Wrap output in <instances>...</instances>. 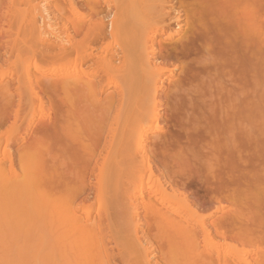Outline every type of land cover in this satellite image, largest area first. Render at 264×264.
<instances>
[{
	"label": "bare ground",
	"instance_id": "1",
	"mask_svg": "<svg viewBox=\"0 0 264 264\" xmlns=\"http://www.w3.org/2000/svg\"><path fill=\"white\" fill-rule=\"evenodd\" d=\"M25 2L0 0V61L33 50L21 59L23 70L38 69L40 60L51 67L15 87L0 74V235L13 234L0 237V259L29 264L32 251L31 264H251L246 254L226 257L222 249L229 238L257 237L262 245L249 241L250 247L264 246V182L255 183L264 177V168L258 170L264 167V0ZM184 107L192 110L191 138L195 130L205 133L198 141L208 137L199 147L187 139L188 147L196 143L204 151L201 164L192 156L207 172L205 182L222 164L227 193L232 190L227 197L245 191L251 203L257 197L255 212L262 216L252 215L259 220L254 224L243 222L251 219L244 210L246 218L234 209L226 216L225 205L218 206L223 216L213 226L223 244L213 239L212 212L200 214L187 194L188 169L173 166L180 175L170 174L178 177L166 185L153 178L152 158L173 154L171 146L154 149L160 122L182 109L186 116ZM164 134L162 144L170 135ZM181 147L172 159L192 167V156L183 153L188 147ZM250 206L245 211L253 213ZM22 222V234L37 231L32 241L21 235ZM241 223L251 227L238 230ZM21 238L31 243L22 245ZM255 260L264 264V257Z\"/></svg>",
	"mask_w": 264,
	"mask_h": 264
},
{
	"label": "rangeland",
	"instance_id": "2",
	"mask_svg": "<svg viewBox=\"0 0 264 264\" xmlns=\"http://www.w3.org/2000/svg\"><path fill=\"white\" fill-rule=\"evenodd\" d=\"M25 1L27 2V1H30V0H25ZM48 1L52 3V2L55 1V0H48ZM26 2H25V3H26ZM28 7H29V4L26 5V6H23L21 9L25 10V9L28 8ZM27 51H28V50H27ZM27 51H26V50L23 51L24 53H25V52H26V53H25V54H22V55L20 54L21 52H18V53H19V54H18V55H19L18 57H17V55H16L17 52H15V55H16V56L13 55L14 57L12 56V57H11L12 59L10 58L9 61L7 60L8 62H6V61H2V62H1V61H0V74H2V72H3V73L6 75V76H4L5 78H3V82H4V84H6L7 82H8V83H9V82L13 83V81H14L15 84H12V87H13L14 85L17 86V85H18V82H16V80H17V81H18V79L23 80V79L27 78L28 75H29V76H33V75L38 76V75H40V72H41V74H42V73L44 72L43 70H46V68L48 69V68L51 67L50 63H48V64H47V63L44 64L45 62L43 61V62H44V63H43L42 60H40L39 63H38V66H39L38 69H33V70L31 69V70H27V71H26V70H23V69H24V66H23V68H22L21 65H22V63H23V65H24V62H22L21 59L24 60V59L26 58L25 60H27L29 57H31V55L33 56V52H32L33 50H29L28 52H27ZM34 53H35V52H34ZM0 54H1V52H0ZM26 54H28V55H26ZM29 54H30V55H29ZM35 54H36V53H35ZM1 55H2V54H1ZM20 56H22V58H20ZM1 60H3V58H1ZM4 60H5V59H4ZM25 60H24V61H25ZM4 62H5V63H4ZM21 62H22V63H21ZM40 62H41V63H40ZM44 67H45V68H44ZM42 68H43V69H42ZM38 72H39V73H38ZM180 73H181L180 71L175 72L171 79L176 80V79H177V76L180 75ZM4 74H2V75H4ZM4 79H5V80H4ZM15 86H14V87H15ZM24 90H25V89H22V91L20 92V93H21L20 95L23 96V97L26 96L25 94L27 93V91L24 92ZM110 91H113V90H110ZM110 91H109V92H110ZM15 93H17V92H15ZM23 93H24V95H23ZM13 95H14V92H13ZM13 95H12V96H13ZM15 95H16V94H15ZM15 95H14V96H15ZM16 96H18V94H17ZM16 96L14 97V99L16 98L15 100H17V97H16ZM44 101H45V111H46V113H48V111L50 110V108H49V107H50V104H48L49 102H46V101H49V100L46 98ZM164 106H167V104H164ZM186 108H187V109H186ZM188 109H190V108H189V107H184L185 112H186V113L189 112V114L192 116V110H188ZM165 110H166V112H170V111H167L166 108H165ZM165 110H164L163 112H165ZM187 110H188V111H187ZM190 111H191V113H190ZM166 112H165V113H166ZM182 112H183V113H182ZM180 113H182L183 115H181V114H178V115H177V114H174V113H171V112H170V113H166L165 115H166L167 117L165 118V116H164V117L162 118L161 122H160V123H161L160 125H161V127H162L161 132H156V134H155V137H154L155 139L153 140V141H154L153 143H155V144H153L154 149H155V150L158 149L157 151H159L160 145H162L161 148L164 147L163 150H165V151L167 152V150L170 149L169 147L171 146V149H173V151H172L173 154H171V152L168 150V151H169V154H168V152H167L165 155H164V154H163V155L160 154V156H159V154H158V155L155 156V158H154V157L152 158V163H154L155 165H157V166H155V167L153 166V168H154V169H153V174H154V175H153V178H154V179H157V180H159V181H161L162 184H165V185H166V182L168 183V182L170 181L169 179H171V180L173 179V180H174V178L176 179V178L180 175V174L178 175V173H175V172H176V169H174V168H176L178 165H179V166H178L179 168L177 167V170L180 171V173H181V168H180V167H183V168L188 169V171L185 170V169H184V170L187 171V172L190 171L188 174H192V176L190 175V176H191V180H189L190 182H187V183H190V184H189V185H190L189 189L186 190V191L188 192L187 194H188L189 197L192 196V197H191V200H193V202H194V204H195V205H194V204H193V205H194V206H197L196 208L198 209V211H200V214L203 215V213H204V215H205V213L210 214L209 212H212V213H211V219H212V220H210V221H211V231L213 230V232H214V234H215V236H214V234H213L212 236H213V239L216 240V242H218V241L220 240V241L218 242V243L220 244V242H221L223 239L220 238V237H219L220 239L218 238V236H217V232H216V229H215V227L213 226V225H214V224H213L214 221L217 220V218L219 217V215H220V217L223 216V215L225 214V212H226V214H225L226 216L230 215L231 213H233V212H231V211L234 209V210H237V211H239V210H240V211H241V210H244V213H247V219H248V218H251L250 221H248V222H247V221H243L246 225H249L250 222H251V224H254V223L256 222L255 219H257V218L254 219V218L252 217V215H253V216L255 215V216L257 217V214L259 213V212H258V213L256 214L255 211H257V209L254 207V206L256 205V204H255V201H256L255 199L257 198L256 195L258 194V192L255 191V192H256V195L253 193L254 196H255L256 198L253 197L252 195H251V196H252L253 198H251V196L248 194V195L250 196L249 198H250L251 200H253V199L255 198V199H254V203H251L252 201L250 202V200L248 199L247 191H245L246 193L243 192L244 195H243V193H238V192H235V195H234V193H232V195H234V196L240 194V195H239L240 197L238 196L239 198H237V196L234 197V198H232V195H231V198L227 197L226 194L230 196V194H231L230 192H231L232 190L230 191V189H229V191H228L229 194L227 193V190H226V189H227V187H226V185H227V183H226V179L228 178V176H227L226 179H225L224 177H226V175H228V174H227V173H226V174L223 173V172H224V170H223V166H224V165H222V164H221V167H222V168H220V170H222V172H221L220 170L218 171V169H215V167H214V169L217 170V171H214V173H213V170H211V171H212V172H211V176L208 175L210 178L207 176L208 179H207V177H206L205 179H207V182H205L204 177L207 175V172L202 174V171H203L204 168H203L201 165H199L200 167H197L198 164H201V160H200L199 158H200V157L202 158V156H201V155L199 156L198 153L202 151L201 153L204 154V151H203V150L200 151V149L196 148V143H198V144H197V145H198L197 147H199V145L201 144V143L199 144V142L204 141L203 139H206V138H208V137H206V138L204 137L202 140L198 141L199 138L201 139V137H203V135H204L205 133H204L203 135H199V134H202L204 131H203V132H200V133L198 134V132L195 130L196 134H195V132H194V134L197 136V138H196V137L194 138L195 135L193 134L194 136L192 137V138H193V139H192V138H191L192 135H189V133H190V132L193 133V132L190 131V130H191V129L193 130V129H194V126H191L192 123H191V125H189V124H190L189 122H191V121H190L191 118H189L188 116H190V115H188V113H187V114L185 113L186 116H184V111H183V109L180 111ZM167 114H168V115H167ZM171 114L174 115V116H172ZM179 115H181V116H183V117H187V118H183V117H182L183 120H181V119H180L181 116H180V118H179V119L181 120V121H180L179 119H177ZM168 116L171 117L170 120H168ZM191 116H190V117H191ZM172 118H174V119L176 118V119H175L176 123L179 121L177 125H176V123L173 121L174 119H172ZM185 119H186L187 122L185 121ZM210 119H211V116H210ZM188 120H189V121H188ZM166 121H167V122H166ZM182 121H185V122H183V123H184L183 125H182V123H181ZM172 122H173V123H172ZM170 123H171V124H170ZM186 123H188V125H189L191 128L189 127V129H188V125H186ZM175 125H176V126H175ZM184 125H185V126H184ZM179 126H180V127H179ZM182 126H183V127H182ZM186 127H187V128H186ZM192 127H193V128H192ZM178 128H179L180 130H179ZM185 129H188V131L185 130ZM162 131H163L165 134L162 133ZM186 131H187V132H186ZM201 131H202V130H201ZM180 132H181V133H180ZM161 133H162V134H161ZM166 133H167V134H166ZM179 133H180V134H179ZM187 133H188V135H186ZM191 133H190V134H191ZM163 134H164L167 138H168V134L171 135V136L169 135V138L167 139V140H168L167 143L164 142L165 145L162 144V142L160 141V138H161L160 135L163 136ZM176 135H177V137H176ZM185 135H186V136H185ZM198 135L201 136V137H198ZM204 136H205V135H204ZM206 136H207V135H206ZM172 137L175 138V139H173ZM183 137H184V138L186 137V139H184ZM170 138H172L174 141L177 140V142H176V146H174V145H175V142L173 143V140L170 139ZM161 139H162V138H161ZM182 139H183V140H182ZM187 139H188V141H189V140H192V141H193L194 139H195L194 142L197 141V142L195 143V147L193 146L194 144H192V146L194 147V149H193V147H191L192 149H191L190 147H188ZM263 139H264V138H263ZM178 140H180V141H178ZM185 140H186V141H185ZM207 140H208V139H207ZM157 141H160V142H157ZM169 141H170V144H169ZM192 141H191V142H192ZM263 141H264V140H263ZM180 142H182V143H180ZM191 142L189 141V144H191ZM160 143H161V144H160ZM171 143H172L173 145H171ZM192 143H193V142H192ZM202 143H203V142H202ZM166 144H169V145H166ZM177 144H178L179 146H182V147H184V145L187 146V147H188L187 151H188V150H189V151L192 150V151H191L190 153H189V151H188V152H187V151L184 152L183 150H186V147H185V149L181 147L180 149H182L181 151H183L184 155H187V157H188V154L191 155V156H192V155H198L196 158H197V160L199 159L198 161H200V162L197 161L198 164H196V163H195V162H196V160H195L196 158L193 159L194 156H192V158H191V156H189V157L191 158V159H190V162H189V166H192V167H188V166L185 165V164H186L185 161H187V160H186V157L183 158V159L185 160V161H184V162H185L184 165H183V166H180V165L182 164L181 161H180V163H181V164H180V163H179V159H178V161H177V159H176V160H173V159H175V158L172 157V156H174V152L176 151L175 149H177V147H178ZM180 144H182V145H180ZM163 145H164V146H163ZM201 145H202V144H201ZM166 146H167V147H166ZM189 146H190V145H189ZM156 147H157V149H156ZM165 147L168 148V149H165ZM175 147H176V148H175ZM200 147H201V146H200ZM174 148H175V149H174ZM189 148H190V149H189ZM195 149H197V151H195ZM201 149H203V147H201ZM193 150H194L197 154H195V152H194ZM198 150H199V151H198ZM246 150H248V149H246ZM178 151H180L179 148L177 149V152H178ZM177 152H176L175 155H179L180 152H179L178 154H177ZM186 152H187V153H186ZM192 152H193V153H192ZM201 153H200V154H201ZM170 154H171V156H170ZM203 154H202V155H203ZM166 155H168L167 157L170 156L171 158L169 159V158L165 157ZM198 157H199V158H198ZM172 158H173V159H172ZM153 159H154L155 161H154ZM171 159L173 160V164H172V162H171V161H172ZM164 160H165V161H164ZM170 160H171V161H170ZM191 160H194V161H191ZM176 161H177V162H176ZM188 161H189V158H188ZM182 162H183V161H182ZM193 162H194V164L192 165ZM164 163H165V164L167 163V164H166L167 166H166ZM174 163H177L176 166L174 165ZM178 163H179V164H178ZM154 164H153V165H154ZM168 164H171L173 170L171 169V166H170V165H169L170 167L168 166ZM187 165H188V164H187ZM211 165H212V163H211ZM213 165H214V164H213ZM259 165H260V164H259ZM165 166L167 167V171H168V172L165 170V169H166ZM173 166H174V168H173ZM195 167H196V168H195ZM211 167H212V166H211ZM224 167H225V166H224ZM260 167H261V166H259V167L257 166L256 169H258V168H260ZM168 168H169V169H168ZM194 168H195V169H194ZM199 168H200V169L202 168V169L200 170ZM239 168H241V166H240ZM239 168H237V169L239 170ZM262 168H264V167L262 166L261 169H258V170H262ZM15 169H16V171H18V172L21 170V168H20L19 166H16ZM179 169H180V170H179ZM161 170H162V172H161ZM170 170H171V171H170ZM199 170H200V171H199ZM240 170H241V169H240ZM240 170H239V171H240ZM242 170H243V168H242ZM258 170H257L256 172L260 173ZM173 171H174V172H173ZM191 171H192L193 173H192ZM196 171H197V172L199 171L198 174H199L200 176L197 174ZM182 172H183V171H182ZM195 172H196V174H194ZM204 172H205V171H204ZM215 172H216L217 174H216ZM220 172H221L223 175H224V174H225V175L222 177V175H220ZM241 172H242V171H241ZM241 172H237V170H235V176H236V177H239V175L241 176ZM166 173H167V174H166ZM172 173H173V175H174V174H177L178 176L175 175L174 178H172L173 176L170 175V174H172ZM183 173L187 174L186 172H183ZM200 173H201L202 175H201ZM236 173L238 174V176H237ZM188 174H187V176H189ZM193 174H194L196 177H197V176H198V177L194 179L195 176H194ZM256 174H257V173H256ZM215 175H216L217 177H218V175H219L221 178H224V179H222V182H221V178L218 177V178H217L218 180H217L216 177H213V176H215ZM259 175H262V174L260 173V174H258V175H256V176H259ZM193 176H194V177H193ZM201 176H203V181H202V179H201V178H202ZM169 177H170V178H169ZM212 177H213V178H212ZM192 178H193V179H192ZM198 178H199L200 182H199V180H197ZM214 178H215L216 180H215ZM213 179H214V180H213ZM259 179H260V180H259ZM262 179H263V182H264V177H263V175H262V177H260V178L258 177V179L256 180V182H255V181H254V182L257 183L258 181H261ZM247 180H248V179H247ZM208 181L211 183V185H210V183H209ZM219 181H220V182H219ZM224 181H225V182H224ZM227 181H229V178H228ZM249 181H250V180H248V182H249ZM223 182L226 183V184L223 185ZM250 182H251V181H250ZM254 182H251V183H253V185H254V184H255ZM198 183H200V184H198ZM191 184H192V185H191ZM229 184H230V183H229ZM249 184H250V183H249ZM219 185H220V186H219ZM230 185H231V184H230ZM207 186H208V187H207ZM224 186H225V187H224ZM231 186H232V185H231ZM221 187H222V188H221ZM232 187H233V186H232ZM232 187H231V189H233ZM244 187H245V186H244ZM251 187H253L252 184H251ZM218 189H220V190H218ZM253 189H254V188H253ZM189 190H190V191H189ZM191 190H192V191H191ZM223 190H224V191H223ZM219 191H221V192H219ZM217 192H219V193H217ZM191 193H192V194H191ZM216 193H217V194H216ZM225 193H226V194H225ZM236 193H238V194H236ZM218 194H219V195H220V194H221V195H224V197H223V196L221 197V195L219 196ZM251 194H252V193H251ZM190 195H191V196H190ZM241 195H242V197H241ZM193 196H194V197H193ZM225 196H226V197H225ZM257 196H258V195H257ZM213 197H214V198H213ZM218 197H220V199H221L222 202H221L220 200L217 201V198H218ZM211 198H212V199H211ZM215 198H216V199H215ZM225 198H226V199H225ZM236 198H237V199H236ZM218 199H219V198H218ZM224 199H225V200H224ZM228 199H229L230 202H228ZM230 199H233V200H230ZM234 199H235V200H234ZM238 199H239V200H238ZM240 199H241V201H240ZM243 199H244V201L246 200V201H245V202H246L245 205H244V203H243L244 201H242ZM205 200H206V201H205ZM210 200H211V201H210ZM237 200H238V201H237ZM202 201H203V202H202ZM216 201H217V202H216ZM223 201H224V202H223ZM234 201H236L237 206H236V203H235ZM239 201L241 202V205H240V202H239ZM248 201H249V203H250L251 206L249 205ZM193 202H192V203H193ZM201 202H202V203H201ZM205 202H207V203L209 204V206H210V205H211V206L209 207L208 204H207V207H206V203H205ZM209 202H210V203H209ZM212 202H213V203H212ZM215 202H216L217 204H216ZM219 202H221L222 204L219 203ZM225 202H226V203H225ZM228 203H229V204H228ZM234 203H235V204H234ZM252 204H253V208H252ZM254 204H255V205H254ZM219 205H222V206L225 205L224 207H221V208H223V209H221V210H224L223 213L221 212L223 215H222L218 210H216V209H218V206H219ZM227 205H228V206H227ZM242 205H243V206H242ZM202 206H203V207H202ZM216 206H217V207H216ZM226 206H227V207H226ZM233 206H234V207H233ZM249 206L252 208L251 211L254 209V210H253V213H251V212L249 213L248 211H245V209H247ZM30 207H31V205H30ZM32 207H33V206H32ZM225 207H226V208H225ZM229 207H230V208H229ZM239 207H240V208L243 207V209H242V208L240 209ZM206 208H207V209H206ZM213 208H214V209H213ZM224 208H225L226 210H225ZM237 208H239V209H237ZM28 209H29V207H28ZM33 209L35 210L36 208H33ZM205 209H206V210H205ZM229 209H230V210H229ZM249 209H250V208H249ZM255 209H256V210H255ZM34 210H31V213H32ZM208 210H209V212H208ZM211 210H213V211H211ZM247 210H248V209H247ZM229 211H230L231 213H230ZM240 211H239V212H240ZM249 211H250V210H249ZM29 212H30V209H29ZM235 212H236V211H235ZM242 212H243V211H242ZM242 212H240V213H242ZM27 213H28V211H27L24 215L26 216ZM33 213H34V212H33ZM33 213H32V214H33ZM236 213H238V212H236ZM244 213H242V214H243L244 217L246 218V216H245ZM262 213H263V212H262ZM32 214H31V215H32ZM34 214H35V213H34ZM214 214H215V215H214ZM238 214H239V213H238ZM260 214H261V213H259L258 215H259L260 218H261L262 215H260ZM24 215H23V216H24ZM27 215H30V213H28ZM141 215H143V216H140V217H141V218H142V217L144 218V215H145V214L142 213ZM217 215H218V216H217ZM250 215H251V216H250ZM263 215H264V213H263ZM23 216H22V217H23ZM25 216H24V217H25ZM35 216H36V215H35ZM216 216H217V217H216ZM255 216H254V217H255ZM259 216H258V218H259ZM30 217H31V216H30ZM10 218H11V217H10ZM12 218H13V217H12ZM12 218H11V220H9V221H12ZM28 218H29V216H28ZM28 218H27V220H28ZM32 218H34V215H32L31 219L29 218V220H31V222L34 221V223H35V220H34V219L32 220ZM260 218H259V219H260ZM8 219H9V218H8ZM247 219H246V220H247ZM252 219H253V220H252ZM21 220H23V218H22ZM248 220H249V219H248ZM24 221H26V219H24L23 222H24ZM254 221H255V222H254ZM257 221H259V220L257 219ZM23 222H22V226H20L21 224L19 225V229L22 228L21 230H24V228H23L24 223H23ZM27 222H29V223H28V228H29V227H30V226H29L30 221H26L25 223H27ZM32 223H33V222H32ZM32 223H31V224H32ZM227 223H228V222H227ZM244 223H243V227H244V225H245ZM248 223H249V224H248ZM256 223H257V222H256ZM246 225H245V229L251 227V226L246 227ZM237 226H238V227L241 226V229L238 228ZM237 226H236V227H237L238 230H242V229H243V227H242V223H241V225H240V224H237ZM24 227L27 228V224L24 225ZM32 227H33V226H31V228H32ZM252 227H253V225H252ZM245 229H244L243 231H245ZM26 231H27V230H26ZM26 231H25V230H24V231H20V233H21V235H24L27 239H29V236L32 235L31 233H32L33 230H32V229H31L30 231L28 230V231H29V233H28L29 236H28V234L25 235V233L22 234L23 232H26ZM235 231H237V230H235ZM243 231H242V232H243ZM17 232H19V231H17ZM35 232H36V233H35ZM35 232L33 233V235H32L31 238H30L31 241H32V238L35 239L34 237H36L34 234H37V231L35 230ZM213 232H211V234H212ZM38 234H39V232H38ZM24 236L22 237L23 239H25ZM212 236H211V238H212ZM0 237H2V238H4V239H5V238H12V237H13V234H12V233H7V232H3V233L0 235ZM214 237H215L216 239H215ZM22 238H21V242H22V241H24V242H22L23 244H22V243H19V245H20V244H22V245L26 244L25 246H27L29 243H31V241H29V240L27 241V239H26V241H25V240H23ZM229 239H230V241H229ZM229 239H227V241H229L230 243H229V242H226L227 245H225V243H224V245H223V249L221 248L222 251H223V254H222L223 256H226V257H227V256H228V257H229V256H230V257H235V256H233V255H234L235 253H239V252H240V254H238V255L246 254V255H243V256H245L244 259L247 257V260L250 261V263H251V262L253 263L255 259L257 260L258 258L261 259V258L264 257L263 254H260V253H262V252H260V251L258 250V248H260V246L258 247V244H259V245H262V243L259 242V240L261 241V239H259V238L257 239V237H256L255 239H257V240H255V239H253V240H249V241H252L253 244H254V242L256 241V243H258V244H257V248H256V243H255L254 248L250 247V246L252 245V243H251V245H250V242L247 241V240H245L246 242H245V241H243V242L241 241V242H240V240L235 242L234 239H232V240H234V241H231V238H229ZM251 239H252V238H251ZM237 240H238V239H237ZM253 241H254V242H253ZM26 242H27L28 244H27ZM239 242H240V243H239ZM244 242H245V244H244ZM248 242H249V245H247ZM262 242H263V244H264V241H262ZM242 243H243V244H242ZM260 243H261V244H260ZM221 244H223V242H221ZM252 246H253V245H252ZM0 247H1V245H0ZM262 247H263V248H262ZM262 247H261V248H262L263 251H264V246H262ZM11 248H12L13 250H15V252H16V251L19 249L18 243H14V244H12V245H11ZM33 248H34V246L32 247V250H33ZM251 248H252V250H250ZM255 248H256V249H255ZM261 248H260V250H261ZM253 249H254V250H253ZM0 250H1V249H0ZM249 250L252 251L253 253H250V254H249V252H248ZM27 251H30V250H26V251H24V254H25V252H27ZM34 251H35V249H34ZM254 251H255V253H254ZM261 251H262V250H261ZM17 252H18V251H17ZM256 252H257V253H256ZM258 252H259V253H258ZM27 253H28L29 255H28V254H26V255H27L28 257L30 256V258L27 257L26 259H27L28 261H26V262H28L29 264H31L32 261H31V260L29 261V259H31V258L33 257V256H31V255H32V254H31L32 251H31V253H29V252H27ZM33 253H34V252H33ZM40 253L42 254V252H40ZM30 254H31V255H30ZM247 254H248V255H247ZM252 254H253V255H252ZM254 254H255V255H254ZM256 255H257V258H256ZM42 256H43V255H42ZM243 256H241V257H243ZM43 257H44V256H43ZM34 258H35V256H34ZM253 259H254V260H253ZM33 260H34V259H33ZM256 260H255V262H256ZM22 261H23V260H22ZM22 261H21V263H23ZM24 261H25V260H24ZM35 261H36V259L33 261V263H34V264H37ZM18 262H19L18 259H13V260H12V259H10V258H8V257H7V258L0 259V264H18ZM21 263H20V264H21ZM33 263H32V264H33ZM247 263H249V262H247ZM252 263H251V264H252ZM24 264H26V263L24 262Z\"/></svg>",
	"mask_w": 264,
	"mask_h": 264
}]
</instances>
